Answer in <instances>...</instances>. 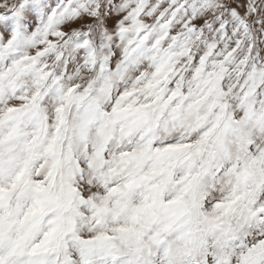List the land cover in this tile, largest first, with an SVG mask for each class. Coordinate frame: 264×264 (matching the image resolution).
<instances>
[{
    "label": "snow or ice",
    "instance_id": "6c2138e0",
    "mask_svg": "<svg viewBox=\"0 0 264 264\" xmlns=\"http://www.w3.org/2000/svg\"><path fill=\"white\" fill-rule=\"evenodd\" d=\"M0 264H264V0H0Z\"/></svg>",
    "mask_w": 264,
    "mask_h": 264
}]
</instances>
